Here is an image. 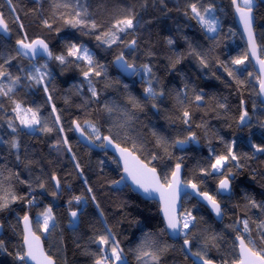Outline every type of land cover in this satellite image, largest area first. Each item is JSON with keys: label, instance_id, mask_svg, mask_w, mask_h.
Listing matches in <instances>:
<instances>
[{"label": "trees", "instance_id": "1", "mask_svg": "<svg viewBox=\"0 0 264 264\" xmlns=\"http://www.w3.org/2000/svg\"><path fill=\"white\" fill-rule=\"evenodd\" d=\"M63 2L11 0L9 4V0H0V14L10 30L0 35V63L15 57L4 67L12 77H21L9 97L0 96L3 105L0 107V171L3 173L0 196L11 192L25 197L0 211L3 225L0 239L6 249L0 250V264H22L15 255L23 251L20 223L25 214L29 215L33 231L42 238L45 251L56 264H94V254H98L100 246L93 240L108 234L107 229H111V236L119 242L126 264H141L135 250L145 233L151 235L157 246H170L161 256L160 264H193L188 256L185 258L183 236L172 241L166 235L159 205L131 192L123 183L117 162L108 152L90 151L79 144L73 132V121L99 146L102 139L95 140L85 121L94 124L101 137L109 136L155 168L163 182L180 163L183 181L196 184L201 193L206 192L217 200L223 211L221 223L193 198L186 197L182 201L180 215L191 212L196 217L188 236L192 251L206 245L205 250L215 263L235 264L238 261L237 234L254 240L255 250L264 249L257 227L264 222V210L249 204V199L264 204V154L254 153L249 144V141L264 144V105L259 102L258 76L250 60L247 58L242 65L231 63L233 58L247 53L232 17L231 0L198 2L201 8L214 6L209 16L218 18L215 33L206 32L198 20L192 18L188 5L196 0H163V3L161 0H79L80 5L87 8L88 19L98 25L95 30L65 25L62 14L67 15L69 9L55 7ZM254 6L255 36L264 59V3L256 1ZM128 15L135 16L136 27L117 33L116 43L109 46L96 39L97 35L103 38L105 32L115 31L113 24ZM44 20L52 24L51 29L44 26ZM25 34L28 41L43 39L53 59L31 63L17 56L16 41ZM132 40L136 41L134 49L128 47ZM69 43L86 47L94 63L103 66L101 76L91 77L96 97L91 95L82 75V70L87 68L84 61L67 57V62L61 64L54 59L57 55L66 56ZM121 53L127 63L136 68L148 65L151 74L142 70L130 80L121 76L112 66ZM201 59L206 66L200 63ZM44 64L47 68L41 71L49 74L44 84L37 85L27 79L32 65ZM229 71L233 75L230 76ZM149 80L163 96L152 99L145 94ZM0 83L10 81L5 78ZM196 95H201L203 100L196 101ZM130 97L139 101L140 107H133ZM13 101L23 108L38 110L41 125H36L35 131L20 125L12 111ZM53 105L56 112L52 111ZM106 105L113 110L107 111ZM185 110L190 114L188 124L184 123ZM243 110H247L251 118L247 126L239 124ZM57 115L59 125L55 123ZM10 120L17 128L16 133L8 127ZM44 124L53 131H39ZM61 126L63 132L59 131ZM193 134L198 148L192 144L183 152L175 148L177 141H187ZM13 137L20 145L19 161L17 150L5 143ZM64 138L67 144L63 143ZM229 146L237 155V161H229L221 172L213 171L211 164L215 163L216 156L227 155ZM15 173L19 174L18 178ZM10 175L11 179H6ZM53 176L60 181L58 189ZM229 176L232 177V194L221 197L217 185ZM41 183L43 188L39 187ZM77 196L82 198L80 203L74 199ZM28 199L33 203L29 205ZM48 207L52 208L54 226L51 223L45 233L40 228L43 222L40 214ZM72 211L77 212L76 221L71 217ZM244 219L249 220L250 236L239 223Z\"/></svg>", "mask_w": 264, "mask_h": 264}, {"label": "snow or ice", "instance_id": "2", "mask_svg": "<svg viewBox=\"0 0 264 264\" xmlns=\"http://www.w3.org/2000/svg\"><path fill=\"white\" fill-rule=\"evenodd\" d=\"M199 0L196 2L190 3L188 5L191 13L193 14V19H197L198 22L201 24L202 28L208 33H215L217 32L218 28V18L215 16H209L210 13L214 11V6L209 4L207 7H198ZM233 6L235 7L236 13L239 15L240 22L244 25V31L248 35V45L251 50V54L256 56V42L254 38L253 32V8L255 5V0H231ZM163 3V0H161ZM9 4H11V0H9ZM55 7H63L65 9H69L67 15L62 14V18L64 20L65 25L70 26L72 28H88L91 30L97 29L98 25L94 20L88 19V11L87 8L80 5L79 0H64L62 4H57ZM15 11V9H13ZM187 14V13H185ZM19 18L17 17V20ZM135 16L128 15L122 19H118L115 24H113V29L115 31H108L104 33L103 38L100 35L96 36L98 41L102 43L114 44L119 40V36L117 33L126 32L127 30H132L136 27L134 23ZM44 26L51 29L52 24L49 23L48 20L43 21ZM23 25H21V28ZM9 28L6 20L4 19L3 15L0 14V33L8 34ZM169 44L172 43L171 39L168 41ZM136 44L135 40H132L128 47L134 48ZM17 51L16 55L20 56L23 55L30 59L35 58L38 55L46 54L48 57H53V54L49 51L48 44L45 43L43 39H35L28 41L27 35H24L23 39H18L16 41ZM67 57H72L78 61H84L87 65L86 70H82V75L85 81L89 85V91L93 97L97 96V91L92 84L91 77L94 75L99 77L102 75V65L94 63L93 56L89 52L86 47L78 46L75 43H69L67 45V53L65 55H57L54 57L55 60L59 61L61 64H65L67 62ZM15 57H11L5 59L3 63H0V80L7 78L10 83L3 84L0 83V96L9 97V94L14 91V87L19 84L21 77L15 76L12 77L11 74L5 69V64H10L11 59ZM247 53L243 55V57H236L233 58L231 63L233 65H242L244 64L245 60L247 59ZM117 62H120L122 68L132 69L133 74H135V65L127 63L124 59L123 53L116 58ZM176 63H179V59L176 60ZM201 64H205L203 59L200 60ZM258 63L261 66V73H264V60H258ZM175 67V64H173ZM41 68L46 69L47 64L41 65L40 67H36L32 65V71H30L27 75V79L35 81L37 85L44 84L45 77L49 75L47 72H42ZM144 72L146 74H151L152 69L148 65L142 66ZM227 70V69H226ZM21 71H24L21 69ZM230 76L233 75L231 71L228 73ZM251 75V74H249ZM238 83H243V81H238ZM260 85V94L264 95V78L259 80ZM44 91H48V87L44 85ZM145 94L152 98L156 99L157 96H163L164 93L161 91L157 93L155 89L151 86V81L149 80V86L144 89ZM51 100V96L48 97ZM196 101H202L203 97L201 95L195 96ZM129 102L133 105V107H140L139 101L135 98L130 97ZM15 104L14 108L12 109L13 112L16 113V119L19 120L20 125L24 128H33L36 125H41V120L38 116V110H33L32 108H23L22 105L18 102L13 101ZM241 105H243V101H241ZM153 108L156 107L155 104L152 105ZM0 107H3L0 104ZM106 110L111 112L113 110L112 107L105 106ZM220 107H224V105H220ZM53 112H56V108L53 105L52 108ZM184 123L188 124L190 119V114L187 110L183 112ZM251 118L247 110H243L240 117H239V124L247 126L248 121ZM55 123L57 125L60 124V116L57 115L55 118ZM86 124H89V127L92 129V133L95 136V140H101L107 142V145H111L113 143L112 139L109 136L101 137L100 131L94 124H91L88 121H85ZM75 130L80 132L81 136H85V130L81 127V125L73 121ZM8 127L12 130L13 133L17 132V128L14 126L13 121H8ZM39 131L50 133L53 131V128L48 127L47 124L42 125L39 128ZM60 132H63L64 129L61 126L59 128ZM189 139H195V135L193 134ZM11 149L17 150L16 159L19 161L20 156L18 154L19 150V142L18 140L13 137L10 141H6ZM63 143L67 144V138L63 139ZM177 144L183 145L187 143L185 140H179L176 142ZM235 143V142H233ZM250 147L254 149V153H261L264 154V144H256L249 141ZM100 147H106L105 144L99 145ZM116 149L120 152L121 159L124 161V172L127 174L128 177L131 178L132 183L137 186V188L142 189L143 192L149 196L153 193L159 194V199L163 205L162 212L164 216V220L166 222V228L171 231V233L175 235L183 236V248L187 250V252L194 257L193 264H214L213 259L208 255L205 248H201L198 251H192V241L189 240L188 236L190 234V229L195 226L196 217H194L191 212H188L183 215L176 214V201L178 197V189L180 186V169L181 164L177 163L175 165V169L171 172V178L165 176L164 182L161 183L160 176L157 174V170L155 168L148 167L147 164H144L133 154V151H130L128 148H122L119 145H115ZM135 148V146H134ZM68 151H71V148H68ZM74 158V157H73ZM156 157L154 156L153 159ZM237 155L232 151L231 146H229V150L227 155H218L215 158V163L211 164V169L215 172H221L222 169L226 167L229 161H237ZM76 167L79 168L80 165L77 163ZM237 167L239 165L237 164ZM211 174V173H206ZM223 174V173H221ZM17 178L19 176L18 173H15ZM3 176L2 171H0V177ZM6 179H11V175ZM52 179L56 182V187L59 188L60 181L53 176ZM22 183H29L27 181H21ZM87 183V180H85ZM116 183H119L117 181ZM191 188L196 191V194L202 195L204 199L209 203L213 211L216 213L217 216L222 215L221 205L217 202V200L213 197L208 195V193H199L197 191L196 184H190ZM29 187L31 185L29 184ZM39 187L43 188L44 184L41 183ZM219 189L222 191H229L230 189V182L229 179H221L219 181ZM0 190L2 189V181H0ZM88 191L91 192L92 189L89 187ZM55 195V193H53ZM25 197L17 196L14 193H7L6 195L0 196V211H4L8 209L11 203H14L18 200H24ZM77 203H80L81 197L77 196L74 197ZM91 199L95 201V196H92ZM27 203L30 205L33 203L31 199L27 200ZM249 204L252 208H260L264 210V204L257 203L254 199H249ZM99 207V205H97ZM43 217V222L40 225V228L43 232L47 233L50 228V223L54 226V217L52 215V208H46L41 214ZM101 215H103L101 213ZM71 217L76 218L77 212L72 211ZM24 229H23V251L17 252L15 258L22 262V264H28L29 261L33 262V264H55L52 257L48 256L44 248L41 244L40 236L36 235V233L32 230V222L28 214H25L22 217ZM239 223L243 224V232L248 233L250 236L251 230L249 228V220L244 219L239 221ZM3 225L0 224V228ZM258 229L260 230V241L264 243V222H261L257 225ZM163 231V230H161ZM108 234L106 235H99L94 240L93 243H96L100 247L98 248V254L95 255L94 264H126L124 256L122 255V249L119 247V242L115 241L114 238L111 236V229H107ZM215 240V237L211 238ZM236 241H238V249H239V260L237 264H264V249L260 251L255 250V241L252 239H247L241 235L237 234ZM251 245V246H250ZM169 245L165 244L162 246H157L156 241L152 239L151 235L145 233V238L140 242L137 249L135 250L137 255L136 258L141 264H160V259L163 253H165L169 249ZM0 250H5V244L2 239H0ZM110 251V255H109ZM187 259V256L185 257ZM227 264V261L224 262Z\"/></svg>", "mask_w": 264, "mask_h": 264}, {"label": "water", "instance_id": "3", "mask_svg": "<svg viewBox=\"0 0 264 264\" xmlns=\"http://www.w3.org/2000/svg\"><path fill=\"white\" fill-rule=\"evenodd\" d=\"M256 1L258 3H262V4L264 3V0H256ZM231 7H232V17H234L235 26L238 28V30L240 32V35H241V38L244 41L245 48L247 49L248 60H250L252 69L255 71V74L258 76V81H259L261 78H264V73H261V66L258 63V60H264V59H263V57L261 55V49L259 48V46L257 44V38L255 36L254 10H253V17H254V20H253V32H254V38H255V42H256V56H253L251 54V50H250L249 45H248V35L244 31V25L240 22L239 15L236 13L235 7L233 6L232 2H231ZM0 35H5V34L0 33ZM16 48H17V46H16ZM48 48H49V51H50V47L49 46H48ZM131 49H134V48H131ZM20 58L21 59L23 58V59H25V60H27V61H29L31 63H33L35 61H38V60L51 61L53 59L52 57L51 58L48 57L46 54L38 55V56H36L35 58H32V59H30L28 57H25L23 55H20ZM125 61H126V59H125ZM112 66H114L116 71L118 73H120L121 76L125 77L127 80L132 79L134 77V75H136L137 73H141V71L143 70L142 67L141 68H136L135 67V74H133V70L132 69L122 68L120 62H117L116 59L112 62ZM257 92H258V96H259V102H261L264 105V95L260 94V85L257 88ZM73 132H74V135H75V137L77 139V142L79 144H81L82 146L86 147L90 151L93 150V151H96V152H101V151L108 152L114 158L115 162H117V164H118L120 172L122 173L121 175H122L123 183L126 184L130 188V190H131V192L133 194L139 195L145 201H152V202H155L156 204H158L159 205V214H160V217H161V220H162V224L164 225V229H165L166 235H168L169 239H171L172 241L180 240L181 239V235H175L174 236L171 233V231L166 228V222L164 220L163 212L161 210L163 205H162V203H161V201L159 199V194L158 193H153L151 196L145 194L142 189L137 188V186L132 183L131 178L128 177L127 174L124 172V161H123V159H121L120 152L115 147V145H118V144L115 141L112 140L113 143L111 145H107V142L103 141V139H102L101 142H102V144H105L106 147H99L92 139H90L87 136V134H85V136H81L80 132L76 131L74 126H73ZM189 137H191V136H189ZM189 137H188L187 143H185L183 145H180V144L176 143L175 148L178 149V151H181V152L187 150V148L190 146V144H192L194 147L198 148L199 143H196L194 141V139H189ZM122 148H125V147H122ZM133 154L136 157L139 158V156L136 153H133ZM139 160L141 161L140 158H139ZM141 162H143V161H141ZM143 163L147 164L146 162H143ZM148 167H150V166L148 165ZM157 174L159 175L158 171H157ZM170 178H171V176L169 177V179ZM179 178H180L181 183H180V186H179V189H178V197H177V201H176V214L178 216L180 215V212H181V209H182V204H183V202H182L183 199L186 198V197H191L196 202H198L200 205H203L208 210V212H210L211 216H213V218H214V220L216 222L221 223V221L223 219V211H222V215L221 216H217L216 213L211 208V206L209 205V203L204 199V197L202 195L196 194V191H194L191 188L190 184H193V183H186L185 181H183L182 166H181V169H180V177ZM222 179H225V178H222ZM227 179H229V182H230L229 191H222V190L219 189V183L217 185L216 190H217L218 195L221 196V197L222 196L223 197H229L232 194V190H231L232 189V186H231L232 177L229 176V177H227ZM161 183H163L162 180H161ZM197 191L199 193H201V191H199L198 187H197ZM221 209H222V206H221ZM31 222H32V220H31ZM20 228H21V231H22V238H23L24 224H23V220L22 219H21V223H20ZM32 230H33V225H32ZM1 235H2V228H0V237H1ZM235 243L237 245V254H238V260H239L238 241H236V238H235ZM41 244H42V246L44 248V243L42 241V238H41ZM22 246H23V243H22ZM44 251H45V249H44ZM184 252H185L186 256H188V258L193 262L194 257H192L187 252L186 249H184ZM45 253L47 254L46 251H45ZM237 262L235 264H237ZM28 264H33V262L29 261ZM214 264H217V263L214 262Z\"/></svg>", "mask_w": 264, "mask_h": 264}, {"label": "rangeland", "instance_id": "4", "mask_svg": "<svg viewBox=\"0 0 264 264\" xmlns=\"http://www.w3.org/2000/svg\"><path fill=\"white\" fill-rule=\"evenodd\" d=\"M255 3H256V0H255ZM255 7V6H254ZM34 128H35V126L33 127V128H31V129H29V128H27L29 131H33L34 130ZM35 131V130H34ZM55 187H56V183H55ZM58 189V188H57ZM41 219H42V221H43V217L41 216L40 217ZM74 220L76 221V218H74ZM50 225H51V223H50ZM110 255V254H109Z\"/></svg>", "mask_w": 264, "mask_h": 264}]
</instances>
